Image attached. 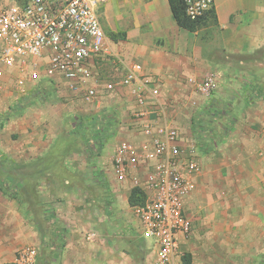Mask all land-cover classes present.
I'll list each match as a JSON object with an SVG mask.
<instances>
[{"label": "crops", "instance_id": "crops-1", "mask_svg": "<svg viewBox=\"0 0 264 264\" xmlns=\"http://www.w3.org/2000/svg\"><path fill=\"white\" fill-rule=\"evenodd\" d=\"M26 1L0 0V3ZM213 12L203 21L200 31L190 32L178 25L169 0H106L99 8L108 46L120 63L118 69L122 67L125 71L129 65L140 63L146 75L158 80L162 112L157 109V118L162 123L176 127L177 120L185 115L186 105L195 101L194 95L201 93L208 97L214 93L219 75L228 80L234 75L240 78L235 81L238 85H231L234 87L231 92H242L241 84H246L250 76L248 64L258 62L256 54L264 51V0H215ZM103 66L117 75L118 69L111 62ZM205 81L212 83L209 93L199 88ZM3 83L0 115L12 112L17 103L13 86L5 80ZM131 100L129 109L133 115L136 106L132 97ZM115 102L117 109L125 105L119 100ZM49 121L47 113L28 108L9 117L2 131L6 136L15 132L19 141L27 139L30 130L31 134L38 131L46 138L43 128L48 127ZM235 125L224 145L214 150L216 157L209 158L210 170L214 172L219 165H225L232 174L231 170L238 166L239 187L249 192L252 199L257 191L264 190V98L245 107ZM176 128L181 134V129ZM48 157V151L33 152V160L41 159L39 165ZM132 188L126 190L123 199L116 196L120 189L116 184L111 198L77 199L69 196L71 189L67 187L55 210L65 243L54 264H151L147 241L139 233L138 218L128 202ZM40 244V232L23 211L19 199L0 187V264H15L19 250L29 246L39 248ZM186 245L187 242L183 243V250Z\"/></svg>", "mask_w": 264, "mask_h": 264}, {"label": "rangeland", "instance_id": "rangeland-1", "mask_svg": "<svg viewBox=\"0 0 264 264\" xmlns=\"http://www.w3.org/2000/svg\"><path fill=\"white\" fill-rule=\"evenodd\" d=\"M8 4L10 2H2L0 6ZM257 59L260 62L248 64L246 70L250 76L242 87L264 78L261 76L264 74V51L256 54ZM105 62L95 67L97 81L106 83L122 76V67L118 69L120 63H116L118 72L114 75L103 66ZM224 77L219 75L218 87L210 96L194 95L195 101L186 105L185 115L177 120L182 146L195 150L200 165L208 167H203L202 176L196 182L201 193L196 192L187 204L194 230L187 238L183 264H264V190L256 192L259 199L256 195L251 199L249 192L239 187L238 166L231 170L232 174L225 165H219L214 172L210 170L209 158L216 157L214 150L220 149L234 132L247 104L243 92H231L234 88L231 85H238L240 78L234 75L228 80ZM5 81L13 86L12 78L7 77ZM65 85L64 81L42 82L37 90L26 95H19L13 88L17 103L12 112L0 115V187L19 199L23 211L40 232L38 264H54L56 254L65 243L63 227L56 219L55 210L67 187L71 189L69 196L77 199L85 196L111 198L115 184L120 187L116 196L123 199L126 190L134 187L130 174L126 181H120L113 165L114 154L121 143H138L141 138L139 125L129 109L131 96L121 90L124 93L101 94L93 103H87L83 92L71 91ZM115 100L125 105L117 109ZM211 102L213 108L206 112ZM28 108L47 113L50 121L48 127L43 128L46 138L38 131L31 134V130L30 139L22 141L15 132L9 136L3 134L4 122ZM80 122L87 125L89 136L77 133L76 124ZM196 126L204 131L199 133ZM6 150H9L8 155ZM39 150L49 152L42 165L37 164L41 159L33 160V152ZM38 181L41 184L38 185ZM55 231L61 241L53 246L50 241Z\"/></svg>", "mask_w": 264, "mask_h": 264}, {"label": "built area", "instance_id": "built-area-1", "mask_svg": "<svg viewBox=\"0 0 264 264\" xmlns=\"http://www.w3.org/2000/svg\"><path fill=\"white\" fill-rule=\"evenodd\" d=\"M105 1L28 0L0 6V86L12 78L13 88L26 95L42 82L64 81L67 89L83 92L87 103L101 94L127 91L136 106L133 117L141 138L138 143H121L113 165L120 181L131 176L134 187L146 195L145 204L133 211L147 241L150 263L177 264L183 261V243L194 230L187 204L201 193L196 182L202 168L195 150L182 146L178 129L158 120L159 82L146 75L140 63L126 67L114 81L96 80L99 62L119 63L99 16ZM183 1L192 21L208 15L215 5V0ZM199 88L209 93L212 83L205 81ZM38 257V248L29 246L18 251L15 264H38Z\"/></svg>", "mask_w": 264, "mask_h": 264}, {"label": "trees", "instance_id": "trees-1", "mask_svg": "<svg viewBox=\"0 0 264 264\" xmlns=\"http://www.w3.org/2000/svg\"><path fill=\"white\" fill-rule=\"evenodd\" d=\"M169 1H170V5H171V8H172L173 16H174L175 20L177 21L178 25L180 27L190 31V32L197 31L200 28V26H202L201 24L206 19V17L209 14H211V15L214 14V12H213L214 8H213L209 12L208 15L204 16L200 20L192 21L186 16L185 6H184V1L183 0H169ZM261 76H264V74H262ZM37 89H35V90H37ZM242 92H243L242 94H244L243 95V99L245 101H247V104L245 105V107H247L255 99L264 98V78H258V80H253V81L249 82V84H247L244 87V90ZM212 105L213 104L211 102L209 104V106H207L206 112H209L211 110V108H213ZM76 126H77V133L81 132V135L83 134V136H86V135L89 136V134H86L87 133L86 129L88 128L87 125H85L84 123L82 124L80 122L79 124H76ZM196 127H198V130H200L199 133L204 131L203 128H201L200 126H196ZM199 128H201V129H199ZM145 201H146V195L143 192V190L141 188H139V187H133L132 190H131V193L129 195V198H128L129 205L131 207L144 205ZM57 232L56 231L54 232V234L52 236V240L50 241V243L53 246L58 245V242L61 241V236H59L57 234ZM59 233H61V232H59ZM64 240H65V238H64ZM60 252L57 253L56 255H59ZM9 264H14V263H9Z\"/></svg>", "mask_w": 264, "mask_h": 264}]
</instances>
